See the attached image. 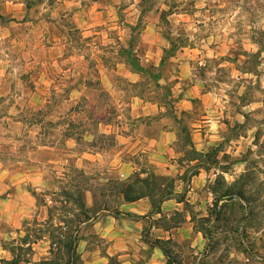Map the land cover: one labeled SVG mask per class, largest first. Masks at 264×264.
I'll return each mask as SVG.
<instances>
[{"label":"crops","instance_id":"1","mask_svg":"<svg viewBox=\"0 0 264 264\" xmlns=\"http://www.w3.org/2000/svg\"><path fill=\"white\" fill-rule=\"evenodd\" d=\"M99 2L0 0V85L41 114L59 98L62 120L52 142L29 123L44 131L43 160L0 166V264H208L220 191L244 172L245 119L202 66L233 63L189 42L165 57L164 30L149 25L139 55L131 34L147 11L139 2L120 26L119 8Z\"/></svg>","mask_w":264,"mask_h":264},{"label":"rangeland","instance_id":"2","mask_svg":"<svg viewBox=\"0 0 264 264\" xmlns=\"http://www.w3.org/2000/svg\"><path fill=\"white\" fill-rule=\"evenodd\" d=\"M139 2L147 12L142 17L140 29L131 34L137 54L143 52L141 32L149 25L154 29L159 28L161 33L162 30L169 31L173 39L185 40L193 47L202 44L210 49L219 47L217 51L225 54L233 63L231 68L225 69L219 67L220 61L213 59L202 66L205 71L214 72L212 76L223 83L216 86L231 96L230 103L243 106L244 115L248 117L246 122L244 120L243 128H238L236 132L238 137H244L240 152L244 172L231 187L220 191L219 196L225 203L217 214V223L208 231L207 262L264 264V52L259 65V61L256 64L251 57L258 50L252 41L258 37V32L262 33L259 40L264 51V0H101L98 5L118 7V24L121 26V23L136 22ZM180 4V9L185 11L167 16V24L159 20L161 12ZM115 32V36L112 33L109 39L113 42L110 45L116 48L124 42V36L121 30L116 29ZM127 32L130 34V31ZM119 36L122 41L116 39ZM253 67L256 72L251 70ZM243 68H250L249 73L241 74ZM198 73L201 74V70ZM205 76L210 78V75ZM256 80L258 84L254 85ZM206 85L211 87L213 83L207 81ZM245 86L248 88L245 89ZM8 89V82L0 85V159L3 160L0 166L24 171L32 164L30 160H43L46 156L39 149V144L45 142L40 136L44 133L43 129L34 130L33 124L29 123H43L46 138L50 142L57 141L60 136L57 127L62 120L58 113L51 112L59 106L60 100L53 98L46 109L47 113L41 114L30 111L27 102L12 98ZM244 89L246 91L242 95ZM71 104H68V108L72 110L74 105ZM233 135L235 131L229 132L228 138ZM35 165L49 172L58 170L51 163L36 162ZM49 196V193H43L38 199L44 204ZM51 197L60 200V196Z\"/></svg>","mask_w":264,"mask_h":264},{"label":"trees","instance_id":"3","mask_svg":"<svg viewBox=\"0 0 264 264\" xmlns=\"http://www.w3.org/2000/svg\"><path fill=\"white\" fill-rule=\"evenodd\" d=\"M180 6H181V4L179 5V7H178V5H173V6H171L170 8H169V10H167V11H163L162 13H161V21L163 22V23H166L167 24V16H170V15H172V14H174L175 12H182V11H185V10H182V9H180ZM143 11V10H142ZM255 34H256V32H254ZM258 34V37L255 39V38H253L252 39V41L257 45V48H258V50L254 53V54H252L251 55V57L253 58V59H255L256 60V64H257V60L259 61L258 62V64L257 65H259L260 64V59H261V55L263 54V50H262V45H261V41L259 40V38H261V36L260 35H262V33H257ZM164 36H165V39L169 42V44H170V47H169V49L168 50H166L165 51V57L166 56H168V55H170V54H172V53H174L175 51H176V49H178L179 47H181V45L182 44H184V43H186V41L184 40V42H182L181 40H179L178 38H175V39H173L172 37H171V33L169 32V31H164ZM260 36V37H259ZM126 56H127V59H128V62L133 66V67H135V68H137V65H136V61H135V57L133 56V54L131 53V51L130 50H127L126 51V54H125ZM234 61H236L235 59H234ZM245 63V62H244ZM256 65V66H257ZM255 67V66H254ZM252 68L251 70H254L255 72H256V70H255V68ZM249 71H250V68L249 69H242V71H241V74H245V73H249ZM254 72V73H255ZM255 75V74H254ZM256 77H257V74L255 75ZM258 78V77H257ZM241 80V79H240ZM243 83H245V80L243 81ZM256 84H258V81L256 80L255 81V84L254 85H256ZM247 85H249L248 87H251L250 86V84H247ZM247 86H245V89H247L248 88ZM244 89V91H243V93H242V95L245 93V90ZM244 119H245V122L247 121V119H248V117L246 116V115H244Z\"/></svg>","mask_w":264,"mask_h":264}]
</instances>
